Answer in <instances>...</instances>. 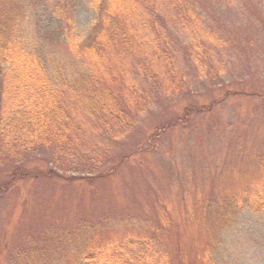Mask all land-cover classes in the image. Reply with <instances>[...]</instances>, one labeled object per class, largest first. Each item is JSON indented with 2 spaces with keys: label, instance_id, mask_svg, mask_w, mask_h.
I'll return each mask as SVG.
<instances>
[{
  "label": "rangeland",
  "instance_id": "obj_1",
  "mask_svg": "<svg viewBox=\"0 0 264 264\" xmlns=\"http://www.w3.org/2000/svg\"><path fill=\"white\" fill-rule=\"evenodd\" d=\"M15 1L26 8L15 26L20 44L48 72L79 71L115 52L111 83H125L128 109L109 125L86 122L74 104L76 124L61 140L7 163L0 157V264H81L96 248L155 240L189 264H264V208L247 202L264 188V0H70L68 11ZM132 9L151 33L147 43L141 27L121 26L144 39L135 54L97 34ZM166 54L179 73L172 84ZM129 102L141 108L126 125ZM12 113L1 112L0 144L10 141L5 132L15 136L7 147L31 129ZM170 118L181 123L162 127ZM51 157H66L68 171Z\"/></svg>",
  "mask_w": 264,
  "mask_h": 264
},
{
  "label": "trees",
  "instance_id": "obj_2",
  "mask_svg": "<svg viewBox=\"0 0 264 264\" xmlns=\"http://www.w3.org/2000/svg\"><path fill=\"white\" fill-rule=\"evenodd\" d=\"M33 1H45L50 3L51 7L53 3H55L53 7L62 6L61 8H65L67 9L66 11H68L67 7H69L70 0ZM16 2L15 0H0V79H2L0 81L3 82L2 87L4 88V93H1L2 97L4 94L5 99H7L5 104L0 103V123L4 120H8V117L2 119L1 112L3 117H6L13 109L12 114L15 115L17 112V114L21 115L22 113L23 116H21V119L25 121L26 124H30L31 129L29 131L27 129L26 131L23 130L19 132L18 143L14 142L16 144L15 147H7L10 141L13 142L15 136L13 135L11 137L8 132H5L7 133L6 137L10 141L4 145L3 143L0 144V157H3V163L9 162L8 160H12L13 158L21 159L22 156L26 157L30 155V153L38 152L42 148L47 147L53 140H61L60 136L66 133L65 127L68 126V124H76V118L72 117L69 111V109H71L73 113H75L74 104L78 106L79 110L85 112L86 117H88L86 118V122H89L91 116L93 117L92 120L96 118L97 122L102 121V123L105 124L117 123L118 120L121 121L122 115L125 114V110L123 109L127 108L123 105L124 100L120 98L119 95L123 93L125 83H123V80L118 81L119 89L116 85L114 86V84L111 83L114 74L110 69L117 63L115 52L107 53V57L102 61L96 60V65L95 62L93 63V61L90 60L91 65H86L84 69L79 71L64 72L62 68L58 66L54 73L48 72V69L44 67L46 61L40 54L36 53L35 50L29 51L24 45L20 44V37L15 30V26L20 16L26 13V8ZM51 7H47L48 11L46 14L50 15L52 13ZM123 19L124 21L120 22L119 19L112 15L110 19L106 20V23L99 29L100 32L98 31L97 34L101 39L107 38L110 41L112 38L117 43V45H114L115 47L119 46L124 51H126V48H131V54H135V49L142 47L144 39L136 33V29L135 31L134 29H130V33H128V30L123 31L121 26H129V28L133 26L141 27L145 31L146 35H144V37L145 41L148 43L147 36L151 34L147 29L149 23L144 18L141 19L135 9H132L127 18ZM140 31L142 32V30ZM17 37L19 43L17 42ZM156 39L157 38H155V40ZM96 42L97 39L91 42L92 51H94L93 44ZM101 47L102 44H99L97 51H100ZM201 50H204L203 54H207L208 50H206V44ZM167 54L162 56V61L166 67L167 76L170 77V84H172L173 82L180 81V78L178 71L175 70L176 67H171L168 64L169 59H167ZM98 56L99 54L94 55L93 58L95 57L97 59ZM122 56L127 58L129 55L122 54ZM173 65L175 64L173 63ZM2 68L4 71H2ZM124 73V71H119V74ZM109 77H111V80L109 79V81L106 82ZM125 96L128 97V94L126 93ZM129 98L133 99L132 97ZM133 102H129L130 111H127L129 116L126 115L124 120H122V123L126 122V125L133 122L131 117L133 115L132 113L141 108L140 104L135 106ZM24 109H27L25 113L22 112ZM193 112H198V109H193ZM35 115L38 118L29 117ZM42 118L47 122H44ZM35 119H37L36 122L34 121ZM179 119L180 118H170V120L163 121L161 123L162 125H159L163 127V123L166 122L164 125L167 129L176 124H180L181 122ZM6 122L8 121L4 123ZM11 125H13V123L9 121L2 130H11L9 129ZM53 126L55 127V133H51L52 135H50L48 134L50 133L48 129L53 128ZM21 133L23 134L21 135ZM117 133L118 132H115V136ZM0 140L2 141L1 130ZM65 151L66 150H63V152ZM74 151H76V148L69 151L71 152V156H73ZM56 155L58 156L59 154L56 153ZM51 158L53 159L52 162L59 170L63 173L64 171H68V168L64 164V159L66 157H63V159L61 157ZM89 165L90 164L86 165L87 169H91L88 167ZM248 199V203L264 208V188L255 193L253 192L252 196H248ZM213 242L214 244L218 243L217 240ZM215 246L216 245H212L211 243V245L207 247V253L203 257L207 258V256L213 252L212 248H215ZM96 249L91 250L86 255L82 254L83 261H81V264H189L182 256L174 260L169 255H166L167 253L164 247L161 243L156 242V240L120 243L115 245L112 249L107 246H105L104 249ZM179 252L180 251H178V253ZM208 263L209 261L207 264Z\"/></svg>",
  "mask_w": 264,
  "mask_h": 264
}]
</instances>
